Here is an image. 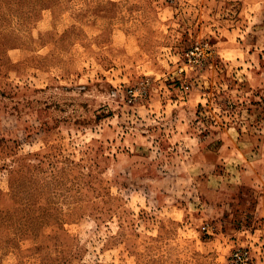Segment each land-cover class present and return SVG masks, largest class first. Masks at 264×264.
<instances>
[{
    "label": "rangeland",
    "instance_id": "1",
    "mask_svg": "<svg viewBox=\"0 0 264 264\" xmlns=\"http://www.w3.org/2000/svg\"><path fill=\"white\" fill-rule=\"evenodd\" d=\"M0 264H264V0H0Z\"/></svg>",
    "mask_w": 264,
    "mask_h": 264
}]
</instances>
